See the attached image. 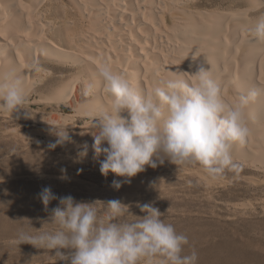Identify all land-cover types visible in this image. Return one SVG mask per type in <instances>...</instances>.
<instances>
[{"label": "bare ground", "instance_id": "obj_1", "mask_svg": "<svg viewBox=\"0 0 264 264\" xmlns=\"http://www.w3.org/2000/svg\"><path fill=\"white\" fill-rule=\"evenodd\" d=\"M261 16L264 0H0V73L14 68L20 75L26 108L54 109L40 122L69 125V134L82 133L93 142L88 114L112 102L97 76L103 63L141 92L161 78H191L201 69L211 70L226 102L259 89L245 107L247 143L233 148L240 164L234 178L222 174L212 180L199 165L179 169L166 159L156 168L146 166L127 185L134 196L165 172L189 186L197 180L210 199L231 201L212 192L238 180L228 190L232 198L244 200L249 191V199L264 205V44L251 34ZM85 81L96 83L93 96L84 95ZM13 117L32 119L21 112Z\"/></svg>", "mask_w": 264, "mask_h": 264}, {"label": "clouds", "instance_id": "obj_2", "mask_svg": "<svg viewBox=\"0 0 264 264\" xmlns=\"http://www.w3.org/2000/svg\"><path fill=\"white\" fill-rule=\"evenodd\" d=\"M251 34L264 44V16L256 20ZM97 76L112 102L88 114L94 142L80 146L82 150L74 162H81L91 149L103 176L114 173L123 178L113 180L116 189L131 184L133 177L146 171V166L156 168L166 159L179 169L199 165L212 180L225 170L240 169L233 148L247 143L250 128L245 120V107L260 95L259 89L251 88L229 103L224 100L211 70L201 69L191 74V78H182L179 73L172 78H161L151 91L145 92L106 63L97 66ZM95 89V82H84L86 97L93 96ZM27 98L24 82L14 68L0 73V114H10L13 118L14 113L27 110ZM25 115L30 116L28 110ZM45 122L52 126L50 133L56 137L48 144L49 149L74 143L69 125ZM61 173L60 179H68L66 169L62 168ZM38 198L43 210L49 212L47 222L55 227L35 233L21 230L13 241L18 246L28 243L49 252L54 250L57 260L66 264L198 262L195 250L184 254L187 236L166 223L162 213L151 204L137 205L145 213L139 219L120 221L118 218L129 212V206L120 200H109L105 203L107 219L101 220L96 202H78L71 195L58 197L51 187H44ZM53 200L59 203L49 209Z\"/></svg>", "mask_w": 264, "mask_h": 264}, {"label": "rangeland", "instance_id": "obj_3", "mask_svg": "<svg viewBox=\"0 0 264 264\" xmlns=\"http://www.w3.org/2000/svg\"><path fill=\"white\" fill-rule=\"evenodd\" d=\"M41 107L33 104L32 109L27 108L30 116L25 118L30 120L0 116V264H66L57 260L54 250L49 252L28 243L18 246L13 242L21 230L35 233L55 227L47 222L49 212L43 210L38 198L44 187H51L58 197L71 195L78 202H96L101 220L107 219L105 203L109 200H120L129 206V212L118 218L120 221L139 219L145 213L137 205L151 204L162 213L166 223L187 236L184 254L195 250L197 264H264V205L249 199L252 194L249 191L244 200L232 198L228 190L240 181L212 192L216 198L222 194L223 198L232 199L223 201L210 199L197 180L193 187L181 183L175 175L159 172L153 183L136 190L133 196L131 192L135 189L127 184L119 189L112 186L113 180L122 177L101 174L92 150L81 162H74L82 150L80 146L93 143L85 134L70 133L74 143L49 149L48 144L56 137L50 133L52 126L40 120L51 116L54 109ZM27 110L20 112L25 115ZM62 168L66 169V180L59 178ZM236 172L225 170L223 177L234 178ZM242 201L247 203L236 205ZM58 203L53 200L49 209Z\"/></svg>", "mask_w": 264, "mask_h": 264}]
</instances>
